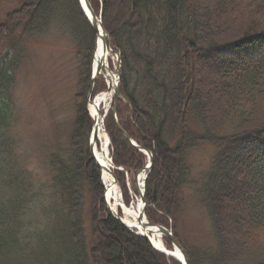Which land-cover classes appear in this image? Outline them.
I'll return each instance as SVG.
<instances>
[{
    "label": "trees",
    "instance_id": "1",
    "mask_svg": "<svg viewBox=\"0 0 264 264\" xmlns=\"http://www.w3.org/2000/svg\"><path fill=\"white\" fill-rule=\"evenodd\" d=\"M21 1L0 22V264H181L107 208L101 170L87 146L95 43L86 56L71 142L49 158L51 178L35 185L21 169L9 136L15 72L24 37L44 29L61 0ZM261 1L249 0L247 7L264 11ZM90 2L121 53L119 121L154 154L144 196L148 219L164 225L176 220L182 211L180 192L191 175L189 153L213 143L215 155L196 192L216 245H188L172 226L174 236L189 264H264V21L257 14L246 27H225L212 15L205 21L204 0H125L117 15L118 0ZM84 23L94 39L86 16ZM202 69L226 87L218 104L206 99ZM108 117L111 156L124 169L114 172L120 171L118 180L125 186L124 171L136 173L147 161ZM44 187L51 191L46 202Z\"/></svg>",
    "mask_w": 264,
    "mask_h": 264
},
{
    "label": "rangeland",
    "instance_id": "2",
    "mask_svg": "<svg viewBox=\"0 0 264 264\" xmlns=\"http://www.w3.org/2000/svg\"><path fill=\"white\" fill-rule=\"evenodd\" d=\"M263 1L261 2L263 3ZM20 2L22 1L0 0V22L4 21L8 12L18 8ZM124 2L125 0H118L116 15L122 10ZM93 3L96 6L94 1ZM237 3L240 4V7ZM225 5L221 0L220 2L219 0H204L201 9L206 17L205 21H208L212 15V17L215 16L213 20L216 23L220 21L225 27L239 24L246 27L251 20H255L256 14L260 15V19L264 21V11L259 12L255 7L248 8L249 0L242 2L241 0H226ZM55 6L56 9L49 12L50 18H48L47 26L24 37V54L20 57L11 90L13 113L9 136L14 142L13 151L18 158L21 169L33 177L31 180L34 181L35 185L43 184L51 178L52 170L49 164L51 154L55 150H67L69 147L77 117L78 103L81 101L77 95H81L80 83L85 74L84 68L86 65L88 66L86 56L89 52L88 49L92 47L97 38L94 31L95 38L92 39L93 34L84 23L85 14L79 0H61V4ZM232 14L235 16L232 17ZM112 46L114 47L113 43ZM116 61V57L110 59V66L113 71H115ZM208 73L205 69L200 70L199 79L206 83L207 101L211 104H218L224 98L226 87L222 86L218 79H214V76L210 75L211 73ZM106 88L105 79L98 77L95 80L91 97V87L88 91L87 110L92 120L88 109L89 103L94 96L105 91ZM105 112L106 110L103 109L102 114ZM107 114L104 122L105 127L108 116H112L111 109ZM124 137L127 139L125 135ZM89 138L90 135L87 137V146L90 147ZM127 141L132 144L129 139ZM111 151L112 147L110 146ZM215 152L216 145L208 142L202 143L190 151L188 162L191 166V175L180 192L183 198L182 211L176 220L168 219L164 222L165 225L157 223L170 230H174L173 227L175 226L177 236L194 247H213L216 245L211 221L196 192L198 180L210 167ZM141 153L143 154V152ZM143 155L147 161L148 156ZM124 172L125 186L119 183V180L118 183L125 204L131 205L135 201V195L138 194L137 173ZM119 173H115L117 179H119L117 176ZM161 177H166L164 170ZM38 187L40 188V185ZM50 193L48 188H42L41 197H44V202L46 199L48 200ZM125 196L128 197V204L125 201ZM86 198V218H88L91 199L88 194ZM88 229L90 231V225ZM168 242L165 241L169 247L171 243L169 240Z\"/></svg>",
    "mask_w": 264,
    "mask_h": 264
},
{
    "label": "bare ground",
    "instance_id": "3",
    "mask_svg": "<svg viewBox=\"0 0 264 264\" xmlns=\"http://www.w3.org/2000/svg\"><path fill=\"white\" fill-rule=\"evenodd\" d=\"M81 6L84 8L85 13L89 16L90 12L85 4V0H79ZM104 33L99 28V34L97 37L96 51L93 59V69L96 71L102 70V74L105 76V81L107 84L111 85V91H103L98 93L91 102L89 103L88 109L91 117L95 121V131L92 132L90 140L93 145V154L97 161L99 162L102 169V181L106 188V198L110 204V208L116 212L129 227L134 228L137 231H144L139 222V216L143 211V203L141 201L140 195H135V201L131 205H126L124 198L121 193V188L115 180L114 175L111 173L115 169V164L111 161L110 155V142L109 136L106 132L104 125V118L102 115L103 109H109L112 105V98L114 95V89L117 83V75L114 72H110V59L114 58L106 45L104 43ZM114 172V171H113ZM145 175L141 174L139 178L138 187L142 188ZM150 240L156 247L166 250L178 257L181 254L175 248H169L164 242V238L161 233L154 232L150 235Z\"/></svg>",
    "mask_w": 264,
    "mask_h": 264
},
{
    "label": "water",
    "instance_id": "4",
    "mask_svg": "<svg viewBox=\"0 0 264 264\" xmlns=\"http://www.w3.org/2000/svg\"><path fill=\"white\" fill-rule=\"evenodd\" d=\"M89 12H90V15L88 16L89 17V20L92 24V27L94 28L97 36L99 34V28L101 27L103 33H104V43L106 45V48H108L110 51H112L114 54H117L118 56V63L116 65V75H117V83H116V86H115V89H114V102H113V106L111 108V112H112V117H113V120L115 121L118 129L127 137V139H129V141L132 143L133 146H135L139 151L145 153L147 156H148V164L138 172L137 174V179H139L140 175L143 173L147 174L146 177L148 176L150 170L152 169V166H153V153L145 148H143L142 146L138 145L129 135L128 133L124 130V128L122 127V125L120 124L119 120H118V114H117V107H118V103H119V99L122 95V71H121V67H122V61H121V56H120V53L116 50H113L112 47H111V41H110V38H109V35L102 23V19L100 17H98L95 13V11L93 10V8L91 7L90 3L88 0H86L85 2ZM100 70L98 68V71L96 72V74H94V76L92 77V84H91V91H90V97H91V94H92V91H93V87L95 85V80H96V75L97 73H100ZM111 85L109 86V89L108 90H111ZM89 97V99H90ZM95 131V124H94V128H93ZM110 140V138H109ZM91 150L93 149V145L91 143ZM112 160V159H111ZM100 166V164H99ZM112 174L114 175V173L112 172ZM139 194H140V198H141V201L143 203V211L141 212L140 216H139V222L142 226V228H144V231H136L134 230L133 228L129 227L126 223H124L123 219L116 213L114 212L111 208H110V205L108 206L110 208V210L112 211L113 215L119 220L121 221L125 226H127L128 228H130L131 231H133L135 234L137 235H140L144 238H146L152 245V241L150 240V235H153L154 232H159L161 233L162 236L164 237H168L171 241H172V244H173V248H175L176 250H178L181 254V257H178L172 253H169L168 251L166 250H163V249H160L158 247H156L155 245L154 248H156L158 251L160 252H163L171 257H174L176 258L177 260H179L182 264H189V260H188V257L186 255V252L185 250L182 248V246L178 243V241L175 239L172 231L170 229H168L167 227H165L164 225H161V224H156V223H151L149 222V220L147 219V216H146V209H147V202L145 200V197H144V194L145 192L140 190L139 191Z\"/></svg>",
    "mask_w": 264,
    "mask_h": 264
}]
</instances>
